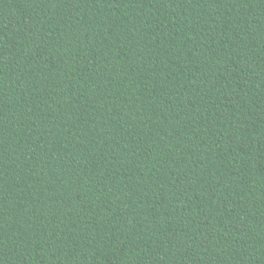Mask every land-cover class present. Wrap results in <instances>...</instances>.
Masks as SVG:
<instances>
[{
    "label": "trees",
    "instance_id": "trees-1",
    "mask_svg": "<svg viewBox=\"0 0 264 264\" xmlns=\"http://www.w3.org/2000/svg\"><path fill=\"white\" fill-rule=\"evenodd\" d=\"M0 264H264V0H0Z\"/></svg>",
    "mask_w": 264,
    "mask_h": 264
}]
</instances>
